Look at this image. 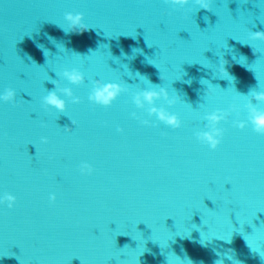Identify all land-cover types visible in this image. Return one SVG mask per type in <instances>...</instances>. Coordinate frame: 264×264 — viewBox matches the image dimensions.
Segmentation results:
<instances>
[{
    "label": "water",
    "instance_id": "water-1",
    "mask_svg": "<svg viewBox=\"0 0 264 264\" xmlns=\"http://www.w3.org/2000/svg\"><path fill=\"white\" fill-rule=\"evenodd\" d=\"M257 32L264 0H0V264H264Z\"/></svg>",
    "mask_w": 264,
    "mask_h": 264
},
{
    "label": "clouds",
    "instance_id": "clouds-1",
    "mask_svg": "<svg viewBox=\"0 0 264 264\" xmlns=\"http://www.w3.org/2000/svg\"><path fill=\"white\" fill-rule=\"evenodd\" d=\"M187 0H180V3H186ZM212 0H197V3L200 4V6L205 9L209 10L210 3ZM87 27L84 26V31L79 32L78 34H83V32L87 31ZM254 36L257 39L264 40V33L257 32L254 34ZM226 73L225 69H222ZM70 78L73 81H79L81 79L80 75L77 73L71 74ZM118 91L117 87L115 85H108L106 88H104L103 91H97V94L95 96V99L102 102L103 104H108L110 100L114 97V94ZM161 92H163V89H161ZM13 93L9 91L4 97L5 99H10L12 97ZM145 97L149 100H151L153 97L157 96L158 93L155 91L151 92H145ZM258 99H264V94H260L258 96ZM47 103L55 106L56 108L63 110L64 109V102L62 99L58 98L55 93H50L49 96L46 98ZM155 111V109H153ZM161 118L165 120L169 125H171L174 129H179L181 126V122L175 117V116H169L165 115L163 112L160 113ZM209 119L213 122H217L218 120L222 119L219 115H212L209 117ZM253 124H254V131L259 135H264V112H254L253 115ZM243 127V125H241ZM118 131H123V129H118ZM217 136L220 135L219 132L216 133ZM203 138H205L207 141L210 142V146L213 150H215L218 145L220 144V140L214 138L212 134L204 133ZM87 167V166H85ZM93 169L88 168L87 169V175H91L93 173ZM81 172H84V169H81ZM7 200L12 201L14 198L11 196L6 197ZM54 199V198H53ZM9 207H13L12 204H9Z\"/></svg>",
    "mask_w": 264,
    "mask_h": 264
}]
</instances>
